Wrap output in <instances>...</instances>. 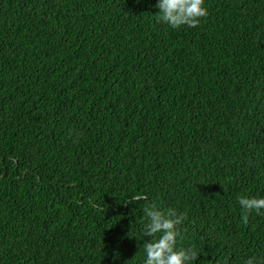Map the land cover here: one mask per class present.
I'll return each mask as SVG.
<instances>
[{"label":"trees","instance_id":"obj_1","mask_svg":"<svg viewBox=\"0 0 264 264\" xmlns=\"http://www.w3.org/2000/svg\"><path fill=\"white\" fill-rule=\"evenodd\" d=\"M156 3L0 0V264H143L153 203L196 264L264 258V0Z\"/></svg>","mask_w":264,"mask_h":264},{"label":"clouds","instance_id":"obj_2","mask_svg":"<svg viewBox=\"0 0 264 264\" xmlns=\"http://www.w3.org/2000/svg\"><path fill=\"white\" fill-rule=\"evenodd\" d=\"M155 7L159 9L161 20L173 28L195 27L208 15L205 0H157ZM238 202L244 223L253 212L264 214V196L240 194ZM186 220L187 213L175 207L164 210L154 203L144 207L143 229L138 236L144 241L143 264H196L200 255L197 248L180 244ZM243 264H264V258L251 255L243 260Z\"/></svg>","mask_w":264,"mask_h":264}]
</instances>
